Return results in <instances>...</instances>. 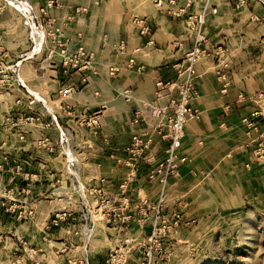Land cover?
<instances>
[{
	"label": "crops",
	"instance_id": "0c3cea01",
	"mask_svg": "<svg viewBox=\"0 0 264 264\" xmlns=\"http://www.w3.org/2000/svg\"><path fill=\"white\" fill-rule=\"evenodd\" d=\"M155 1L56 0V5L40 16L38 10L44 6V0H27L46 30H59L62 39L68 41L69 49L82 46L92 54L97 72L88 84L81 85L78 76L61 73L58 57H48L46 46L40 54L21 63L20 78L30 92L45 102V108L56 117L58 125V128L54 125L44 128L43 123L50 119L45 113L41 123L27 128L23 142L11 134V153L16 159L24 160L29 185L30 181L32 183L30 199L54 202L57 209L60 206L63 209L71 201L68 191L73 179L66 171L65 158L58 145L60 130L66 131L75 143L71 149L78 159L76 178L79 183L87 188L101 186L105 195L115 200L124 196L130 204L131 220L127 229L96 223L93 237L86 239L90 264H103L110 249L126 238L141 235L144 239L151 231L150 207L160 197V186L145 177L151 166L145 159L138 162L135 180L125 193L120 191L119 184L130 170L123 148L136 131L152 134L156 119L151 116L148 105L156 102L165 106L168 101L165 92L155 101V83L176 79L175 65L183 60L191 46L182 36V21L188 15L199 14L204 1L158 0L159 6ZM209 4L217 12L206 16L207 37L209 43L221 47L223 53L217 61L202 59L195 66L197 77L191 106L197 118L188 120L184 126L178 152L185 162L169 179L163 194L165 211L180 210L189 222L230 203L238 206L264 203V166L254 162L252 155L256 141L264 140V98L258 99V94L264 90V3L250 0L240 9H235L232 0H210ZM77 8L83 11L77 12ZM179 10L180 16L168 12ZM133 15L146 17L151 24L154 47H146L138 36L131 22ZM253 16L257 20H253ZM0 37L1 49L9 56L8 63L30 48L23 18L1 1ZM120 41L125 45L122 52L116 49ZM130 59L134 61L131 67L128 66ZM110 67L117 68L112 77L107 72ZM70 82L77 83V91L66 98L59 97L60 87ZM239 94L251 99L240 101ZM0 99V106L12 113L27 109L44 111L38 102L30 106L31 96L16 85ZM101 105L104 109L97 133L78 125L84 113L97 110ZM226 106L229 107L227 113L224 112ZM254 111L260 112L256 118L258 123L255 129L248 130L242 119ZM134 118L138 123H133ZM43 136L49 138L54 150L39 144ZM164 146L154 134L151 148L144 157L160 161ZM100 180L106 182L101 184ZM54 186L57 192L47 193ZM72 196L75 205L71 210L77 217L82 209L77 196ZM88 199L91 203L92 197ZM90 216L89 225H92L93 218L99 216L94 211ZM73 227L64 225L57 232L65 240ZM83 234L85 236L82 230ZM92 244H95L93 250ZM134 261L131 254L127 264Z\"/></svg>",
	"mask_w": 264,
	"mask_h": 264
},
{
	"label": "built area",
	"instance_id": "2783aa9c",
	"mask_svg": "<svg viewBox=\"0 0 264 264\" xmlns=\"http://www.w3.org/2000/svg\"><path fill=\"white\" fill-rule=\"evenodd\" d=\"M173 1L171 0V2ZM185 1L189 3L190 0ZM203 1L204 7L199 14L188 15L184 17L182 21V36L184 40L191 42V46L189 50L184 53L183 60L175 65L176 79L174 81L158 80L155 83L157 87L155 101L163 95V92H165L168 101L165 106H160L156 104V102L148 105L151 116L156 119L152 134H144L140 131H136L132 134L128 145L123 148L126 154L125 163L130 167V170L119 184L120 191L124 194L127 186L135 180L137 164L141 159H145L146 162L151 165L145 173L147 181L156 183L160 186V197L156 204L150 207L152 212L150 218L151 231L142 242H135L133 238H126L120 245L111 248L105 256L103 264H126L127 255L129 253L128 246L132 243L134 244H132L133 250L143 247L144 260L148 259L149 261L152 249L158 245L163 231L168 230L171 233H177L190 223L185 220L180 210L165 211L163 194L165 193L164 191L169 179L177 174L180 164L185 162V158L180 157L178 152L184 137V126L188 120L197 118V112L191 106V102L195 97L194 82L197 77L195 66L202 59L217 61L223 53L221 47L213 46L209 43L206 32V16L210 13L215 14L217 10L216 8H211L209 4L210 0ZM232 1L235 9H240L245 7L250 0ZM258 1L264 3V1L261 0ZM2 3L19 13L23 18V23L27 28L30 48L19 53L16 60L9 66H4V64L0 62V86L16 85L18 88L23 89L27 95L31 96L28 102L30 106L38 102L44 110L40 112L27 109V111L12 114V117L9 116V119L12 118L11 121L14 122V126L18 128L15 132L19 140H23L27 128L41 123L45 113L49 115L50 119L48 122L43 123V127L49 128L54 125L58 128L56 117L45 108V102L40 97H37L36 94L30 92L20 78L19 68L23 61L37 56L42 52L43 47L46 46L48 57H52L53 55L58 57L61 73L65 76H78V83L81 85L88 84L90 77L95 76L97 72L92 54L82 46L76 47L73 50L69 49L68 41L62 39L63 35L59 30H46L44 23L38 19V15L27 0H2ZM155 3L157 6L161 5L158 0H156ZM54 5H56V0H44V6L38 10L39 15H45L47 10L51 9ZM76 11L81 12L83 9L77 8ZM168 12L174 16L181 15L180 10L177 12ZM252 18L253 20H257L255 16ZM131 22L136 26L138 36L144 41V45L150 48L154 47L152 26L147 18L133 15L131 17ZM124 47V42L120 41L116 49L122 52ZM133 65L134 61L130 59L128 61V66L131 67ZM116 71L117 68L115 67L108 68V76H114ZM225 86L226 84L223 85L222 92L225 91ZM75 91H77V83L70 82L62 85L57 93L59 97L66 98ZM126 92L127 91H125V93ZM260 98H264V90L258 94V99ZM238 99L242 101L251 98L239 94ZM103 109L104 105H101L97 110L84 113L78 119V125L88 128L93 133H97L101 125L100 120ZM228 111L229 107H224V112L227 113ZM259 115V111H254L249 116L242 119V122L246 125L248 130L256 128L258 123L256 118ZM133 123H138V119L134 118ZM154 134L159 136L165 145L163 157L158 162H155L151 157H144V153L148 152L151 148ZM58 142L59 148L65 158L66 171L73 179L69 193L77 196L82 209L81 213H85L90 219L91 211H94V214L101 217L107 225L119 227L122 230L127 229L128 223L131 220V216L128 214L130 205L129 200L124 196L115 200L105 195L101 186L87 188L79 183L76 178L78 159L71 149L72 146H75V143L71 142L66 131L60 130ZM39 144L47 146L50 151L54 150L47 136L41 137ZM252 155L254 162L264 166V140L256 141L252 150ZM105 182L104 180H100L101 184ZM89 196L92 197L91 203H89ZM143 204H146V202H143ZM182 207L185 208L186 205L183 204ZM69 214L68 211H58L53 215L51 223L55 224L63 220L65 216ZM88 227L82 229L83 232L85 231V237ZM84 261L85 264H88L86 259Z\"/></svg>",
	"mask_w": 264,
	"mask_h": 264
},
{
	"label": "rangeland",
	"instance_id": "374dc122",
	"mask_svg": "<svg viewBox=\"0 0 264 264\" xmlns=\"http://www.w3.org/2000/svg\"><path fill=\"white\" fill-rule=\"evenodd\" d=\"M1 44L0 37V62L9 66V56ZM9 88L13 86H0V96L7 95ZM12 114L18 113L0 106V264H85V259L90 264L88 240L93 237L95 223L89 226L85 213L77 217L72 214L75 203L69 191L71 201L63 209H57L54 202L30 199L32 183L29 185L24 160L16 159L10 149L11 134L24 141L19 140L15 132L18 128L9 119ZM56 188L47 193L55 194ZM61 210L70 214L51 223L53 215ZM93 219L104 222L101 217ZM64 225L76 227L68 231L65 240L57 232ZM84 227H88L86 237L81 235ZM139 237L134 241L142 242ZM132 244L126 264L131 254L135 257L132 264H264V203H230L191 221L177 233L163 231L149 261L144 260L143 247L133 250Z\"/></svg>",
	"mask_w": 264,
	"mask_h": 264
},
{
	"label": "bare ground",
	"instance_id": "6f19581e",
	"mask_svg": "<svg viewBox=\"0 0 264 264\" xmlns=\"http://www.w3.org/2000/svg\"><path fill=\"white\" fill-rule=\"evenodd\" d=\"M94 223H95V226H96V223H97V222H96V221H94ZM93 228H94V230H95V227H93ZM90 230L92 231V229H90Z\"/></svg>",
	"mask_w": 264,
	"mask_h": 264
}]
</instances>
